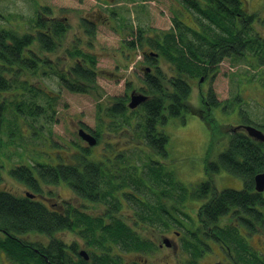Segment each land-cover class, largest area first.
<instances>
[{"label": "trees", "instance_id": "obj_1", "mask_svg": "<svg viewBox=\"0 0 264 264\" xmlns=\"http://www.w3.org/2000/svg\"><path fill=\"white\" fill-rule=\"evenodd\" d=\"M183 2L195 21L192 25L178 16L170 30L153 28L150 35L152 27L140 24L139 37L127 41L130 46L147 41L155 48L152 53L146 52V61L155 71L146 72V83L141 87L148 98L130 108L128 94L117 98L113 105L103 107L109 116L119 114L123 118L116 119L111 128L113 133L131 131L132 136L145 140L153 152L162 155L167 154L169 141L168 134L160 128L162 123L184 112L204 117L211 129L208 152L213 148L210 147L217 125L211 124L214 115L209 109L223 100L217 98L210 86L207 92L201 93L202 105L194 108L189 77L198 80L215 77L219 64L229 57L240 61L252 56L258 62L264 61V33L254 28L259 13L248 11L247 0ZM61 20L65 25L62 26ZM127 20L125 16L120 26L133 30L131 21L128 20L129 27L125 25ZM29 23L22 26L30 27L26 31L14 28L11 21L10 27L0 29V183L6 176L3 159H12L17 153L19 161L10 164L9 177L26 184L33 193H40L43 184L64 183L83 204L78 206L67 201L61 207H54L25 192L0 187V264H168L139 261L138 257L159 248L152 237L153 229L165 232L173 230L175 221L184 224L172 212L167 200L175 195L176 188L182 198L191 195L203 202L198 208V225L185 226L187 231L181 238L184 251L177 262L170 264H198L199 257L206 250V254L210 252L206 237L220 244L224 252L223 259L218 260L221 264H264V244L255 246L250 241L251 234L264 233V190L255 188V176L264 169V141L254 139L242 129L231 131L229 142L217 159L209 160L208 155L206 179L190 187L174 182L171 173L164 175L162 161L153 155L149 154L147 161L138 164L124 152L125 148L118 149L111 140L102 139L105 120H101V132L94 129L97 131L95 144L86 141L78 129L82 142L71 140L73 149H66V139L57 141L52 130L60 120L56 117L60 93L47 86L42 68H55L61 76L57 81L69 90L94 94L100 99L102 91L95 77L99 70L94 67L97 58L84 49V37L80 34L68 37L64 30H69L72 24L65 16L39 12L32 26ZM47 25L52 29L48 31ZM83 25L84 32L93 37L94 26L87 28V21ZM33 41L39 44L36 49L44 51L40 58L36 49L30 55ZM61 46L67 47L66 56L70 57L67 73L59 68V60L45 56V53L57 52ZM158 55L168 62L171 71L157 69ZM30 73L33 81H38V88L29 83ZM42 83L48 90L42 88ZM38 90L46 96L43 101L38 100L37 93L27 96L26 92ZM100 141L105 145L102 150L96 147ZM44 142L56 146V153L44 152ZM222 168L241 175L244 187H214L211 175L215 177ZM148 176L154 181L152 186L147 182ZM144 186L148 189H143ZM126 207L131 210L127 216L132 224L123 214ZM173 207L175 213L184 214L181 207ZM141 227L147 231L142 233ZM63 232L82 238V243L76 238L67 241ZM82 246L88 258L80 253Z\"/></svg>", "mask_w": 264, "mask_h": 264}, {"label": "rangeland", "instance_id": "obj_2", "mask_svg": "<svg viewBox=\"0 0 264 264\" xmlns=\"http://www.w3.org/2000/svg\"><path fill=\"white\" fill-rule=\"evenodd\" d=\"M247 1L248 11L259 13L257 18H255L254 28L264 33V27L262 26L264 23V0ZM106 4H108V9H106ZM45 7L46 10H44ZM109 8H112V11L114 10L115 21L113 17H110L113 12ZM95 10H100L104 15L109 14L110 17L108 20L98 22L96 27H94L95 34L93 37L84 32V49L89 50L97 58V63L94 67L99 70V74L95 77L96 84L102 91V97L98 99L94 94L69 90L65 84L57 81L58 76L53 75L54 70L49 67H44L41 72L47 86L49 85L50 89L60 93L56 101V117H59L60 120L53 125L52 130L54 133L53 138L58 137L57 141L66 139V149H73L74 144L71 140L78 143L82 142L81 137L78 135L80 126L93 130L97 128L101 132V120H105L103 127L105 129L101 134L102 139L111 140L118 149L125 148L124 152L132 156V159L138 164H143L147 161L149 154L153 155L155 159L162 161L161 164L165 171L164 175L171 173L174 176V182L180 181L190 187V185L198 184L206 179V160L208 155L209 160L217 159L219 153L224 150L229 142L230 132H236L231 125L239 126L238 124L243 125L247 122H254L261 125V129H264V61L258 62L257 57L249 56L248 59L244 57L240 61L232 57L225 58L219 64L215 77L205 79L201 77L199 80L198 78L189 77V81L193 86L190 101L194 108L202 105L201 93L207 92L210 86H213L217 98L223 100V103L209 109V112L214 115V122L211 124L217 125L214 130V141L210 147L213 148L210 153L208 152V145L211 129L204 117L202 118L196 114L192 115V113L184 112L182 115H173L168 117L165 123H162L160 128L169 136V141L166 143L167 154L164 155L153 152L151 146L145 144V140L136 139L132 136L131 131L123 130V133L117 131L113 133L114 130H111L116 119L122 121L123 118L119 114L109 116L106 112L107 109L103 112V107L113 105L117 98H124L134 88L142 91L141 87L146 83L144 81L146 66H151L150 62L146 61L148 56L146 52L152 53V51H155V48L149 45L147 41H144L145 43L143 42L144 44L142 45L136 42L135 46H130L127 41L136 40L140 24L144 27H152L149 31L150 35L154 32L153 28L157 31L170 30L175 26L174 20L178 16L187 24L192 25L195 21L191 12L187 11L183 0H0V29L10 27L11 21L14 28L26 31L30 27L22 26L29 22H31L29 25L32 26L39 12H44L50 16H66L69 23L71 22L72 24L68 30L69 32H67L68 37L74 38L77 37L76 32L80 34V29L81 31L83 30L78 25L80 20L84 23L86 21L85 17L93 20L100 17ZM125 16L132 22L133 30L129 29L127 33H120V30L125 32L126 29H123L119 24V22L124 20ZM128 20L125 24L127 27L130 26ZM32 43L30 55L33 56L34 50L39 44L37 41ZM125 44H127L130 53L127 52ZM59 48L55 53H45V56L52 60H59V68L66 70L71 66L70 57L66 56L67 47L61 46ZM123 49L125 51H121ZM36 54L40 58L44 51L36 49ZM158 59L159 66L157 69L160 67L171 71L170 65L163 56L158 55ZM150 70L151 72L155 71L153 67ZM43 73H45L44 76ZM27 76L31 78L29 83L38 88L39 83L36 80L33 81V74L30 73ZM41 86L44 90H48L44 83ZM26 93L28 97L37 93L39 101H43L46 98L41 90ZM100 102H103L102 105H99ZM137 146L142 148L139 149ZM96 147L98 150L104 149V141H100ZM57 149L56 146L49 142H44L42 145V150L49 154L56 153ZM16 154H13L14 157L12 159L8 157L7 159L2 158L6 165L3 170L6 176L3 177L0 187L23 193L22 189L28 190L26 184L16 181L7 174L10 164L19 161ZM211 178H213L214 187L219 189L228 187L241 189L244 187V180L241 175L237 176L224 168L218 171L215 177L211 175ZM147 182L152 186L154 181L152 177L148 176ZM42 186L43 190L38 193L40 195L37 198L42 199L46 204L54 207H59L61 203H66L67 201L78 206L83 204V201L76 199V195L64 183H60V185L43 184ZM142 188L148 189L145 186ZM174 194L173 197H167V200L170 203L169 206H171L172 212L178 215L184 224L175 221L176 226L173 230L167 229L165 232L155 228L152 230V237L157 243L168 237L169 243L171 240V243L175 246L159 247L149 254L143 253L138 257L139 261L146 259L145 262H168V264L177 262L184 251L181 238L186 234V227L198 225V208L203 199L191 195L186 198L183 197V199L177 188L174 189ZM173 205L181 207L184 214L175 213ZM95 210L100 212L98 208ZM124 212L123 214H126L125 219L132 224L131 218L127 216L131 212L130 208L126 207ZM139 230L142 233L147 231L146 227H141ZM240 233L242 232L240 231ZM62 236L67 241L76 238L80 244L82 243V238L78 236L64 232ZM205 239L210 243L209 248L206 245V249L208 248L210 252L206 254V250V253L199 257L198 264H213L214 261L223 259L224 252L220 244L209 237ZM250 241L255 246L260 245L262 247L264 244V233L251 234ZM176 246L177 249L175 248ZM84 247L82 246L80 249H84Z\"/></svg>", "mask_w": 264, "mask_h": 264}, {"label": "water", "instance_id": "obj_3", "mask_svg": "<svg viewBox=\"0 0 264 264\" xmlns=\"http://www.w3.org/2000/svg\"><path fill=\"white\" fill-rule=\"evenodd\" d=\"M147 97L146 93L141 91L133 90L130 94V100L128 102L129 107L134 108L138 104H141ZM235 130L238 128H244L248 134L253 137L256 140L264 141V131L259 129L257 126H254L252 124H245V126H235ZM79 134L88 141L91 145L96 143V137L92 133L84 130L83 128H80ZM255 188L257 191H263L264 190V169L257 173L255 176ZM26 193L30 196H34V193H30L29 190L26 191ZM166 241V240H165ZM80 253L84 256H87L88 253L86 250L82 249Z\"/></svg>", "mask_w": 264, "mask_h": 264}, {"label": "flooded vegetation", "instance_id": "obj_4", "mask_svg": "<svg viewBox=\"0 0 264 264\" xmlns=\"http://www.w3.org/2000/svg\"><path fill=\"white\" fill-rule=\"evenodd\" d=\"M103 1V0H102ZM106 9H108V4H106ZM110 9V11H112V8H109ZM97 13H99V15H100V17H98L96 20H93V19H90V18H88V17H85V20L87 21V28L89 27V26H94V27H96V25L98 24V22L99 21H105V20H108L110 17H113L114 18V21H115V15H114V10L112 11L113 13H111V16L109 17V14L108 15H104L103 14V12H100V10H95ZM65 18H67L66 16H65ZM48 19H50V17H48ZM61 23H62V26L63 25H65V22L64 21H62L61 20ZM78 25H79V27L80 28H82L83 30L82 31H79V33H80V36L83 38L84 37V30H85V26L83 25V23H82V21L80 20L79 21V23H78ZM129 27V26H128ZM47 29H48V31L50 30V29H52L51 28V26H48L47 25ZM129 30V28H126L125 29V32H123V31H121L120 30V32L121 33H127V31ZM64 31H67V32H69L68 31V29H65ZM86 31V30H85ZM82 32V33H81ZM76 33H78V32H76ZM85 41V40H84ZM126 48H127V52L128 53H130V51H129V48H128V46H127V44H125L124 45ZM68 51H69V54L71 55L72 53H71V49H68ZM121 51H125L124 49L123 50H121ZM96 57V56H95ZM155 65V64H154ZM52 70H54L53 72H54V74L53 75H56V76H59V77H61L60 76V74L56 71V69L55 68H52V67H50ZM151 68V67H150ZM150 68L149 67H146V72H150L151 70H150ZM154 69V68H153ZM42 71H43V68H42ZM66 73L67 72H69L68 71V68L66 69V70H64ZM134 90V89H133ZM136 90V89H135ZM81 127H83V126H81ZM83 128H85L88 132H91V133H93L94 135H95V132H97V131H95V130H93V129H91V128H88V127H83ZM80 129V128H79ZM22 191H25V189H22ZM38 195H40V194H38V193H35V197L37 198L38 197ZM65 203H61V205H60V207L62 206V205H64ZM167 237V236H166ZM166 240V241H165ZM172 247V246H175L173 243H171V240H170V243H169V241H168V237L167 238H165V239H163V241L162 240H160V242H159V247ZM176 249H177V246L175 247ZM84 256V255H83ZM85 258H88V255L87 256H84ZM213 264H221V262L220 261H218V260H216V261H214L213 262Z\"/></svg>", "mask_w": 264, "mask_h": 264}]
</instances>
